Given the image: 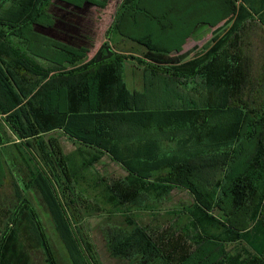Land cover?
I'll return each instance as SVG.
<instances>
[{"label":"trees","instance_id":"16d2710c","mask_svg":"<svg viewBox=\"0 0 264 264\" xmlns=\"http://www.w3.org/2000/svg\"><path fill=\"white\" fill-rule=\"evenodd\" d=\"M58 1L74 8L107 5ZM217 1L121 0L105 41L87 60L86 48L36 31L53 23L51 0H0V150L14 148L9 160L20 174L11 176L15 199L6 208L0 202V264H32L36 250L45 264H59L37 205L48 214L68 264H99L88 237L72 229L78 217L69 195L75 186L67 156L51 134L58 130L96 152L94 162L106 156L126 171L108 187L121 209L162 202L179 187L193 197L183 208L187 221L176 228L159 231L129 215L122 227L107 226L102 235L111 258L128 264H264V106L250 112L231 105L248 80V28L264 32V0ZM191 5L194 13L223 11L210 27L234 16L191 60L183 62L189 52L172 55L174 49L155 46L150 35H132L139 17L153 20ZM115 34L145 49L143 60L129 57L143 69L141 93L125 85V57L109 44ZM65 66L75 67L61 71ZM162 87L168 92L158 97ZM31 161L35 171L27 168ZM4 171L0 163V187ZM236 244L242 247L230 253Z\"/></svg>","mask_w":264,"mask_h":264},{"label":"rangeland","instance_id":"374dc122","mask_svg":"<svg viewBox=\"0 0 264 264\" xmlns=\"http://www.w3.org/2000/svg\"><path fill=\"white\" fill-rule=\"evenodd\" d=\"M118 2L119 0H108V6L106 5L107 7L105 8H98L91 4L74 8L64 2L51 0L47 12L51 16L53 23L50 27L37 28L36 31L71 46L80 47L87 45L90 48L87 58H91L94 55L93 53L96 52V49L102 44V41H104V31L109 27L108 25L112 20ZM224 3V0L217 1L218 6H223ZM233 4L237 6L236 2H233ZM197 14L198 17L203 16L199 11ZM214 15L216 21V19L223 17V11H220V14L216 11ZM233 18L234 16L228 21L221 20L219 25L217 24L218 26L216 25L214 30L208 31V33H199L197 45H194L192 49L187 51L189 53L185 59L192 58L196 54H199L204 47L211 46L230 27ZM213 21H209L207 24ZM248 30L250 32H247L244 39V46L246 48L245 55L250 61L248 80L241 93L236 96L231 105H241L250 112H259L261 111V107L264 106V32L254 27H250ZM132 34H135V32H132ZM113 42L111 40L109 44L113 45ZM130 44L133 46L131 57H134V55L141 56L144 49L141 46H136L137 43L135 42L131 43L130 41ZM21 55L24 56L23 53ZM124 57L125 60L130 59V55H124ZM75 66L79 65L77 64ZM75 66H65L61 71H67ZM137 78H140V73ZM162 89L164 87L159 92ZM188 90L189 87H187ZM166 92L168 90L165 89V92L162 90V93L159 94L157 92L156 95L159 94L158 97L166 96ZM172 96L175 97V95ZM221 117L225 120L224 123H228V119L224 115ZM4 128L8 136L14 140L9 130L6 127ZM51 134L57 138L62 152L67 156L74 179L75 187L72 189L69 197L74 201L72 207L78 219L71 224L73 225L72 229L75 231L79 230L88 237L99 264H128L126 261L116 260L108 255L102 235V232L107 226L118 225L122 227L128 215L142 226H149L159 231L166 230L171 226L176 228V225L184 224L187 221L186 215L182 214L184 212L183 208L188 207L193 202V197L186 188L179 187L173 189L170 195L162 202H153L140 208L121 209L110 196L108 187L112 182L124 178L127 175L126 171L109 159H99V161L94 162L92 155L97 154L94 151H87L83 147L80 151L74 150L70 141L68 142L67 138L59 130ZM13 151L14 148L12 147L0 150V163L2 165L4 163V168L8 170L6 172L4 171V174L6 173V179L4 180L3 186L0 187V202L4 208L7 207V200L15 199L11 182L12 179L20 175H18L19 172L16 174V169L9 160L11 158L10 152ZM36 164L37 162L31 161V163H28L27 168L35 171L37 169ZM14 175L16 176L14 177ZM24 192L25 196L29 198L33 197L30 190H25ZM36 208H39L37 216L39 219L42 218V228H45L47 231V237L50 239L51 245L56 251L59 264H68L66 262L67 257L63 245L53 233L51 222L47 216L48 214L43 210V207H38L37 205ZM0 214L2 215L1 211ZM240 246L242 247V244H236L234 247L230 246V253L233 254L239 251ZM32 257V264H45L44 256L40 250L34 251Z\"/></svg>","mask_w":264,"mask_h":264},{"label":"crops","instance_id":"0c3cea01","mask_svg":"<svg viewBox=\"0 0 264 264\" xmlns=\"http://www.w3.org/2000/svg\"><path fill=\"white\" fill-rule=\"evenodd\" d=\"M120 2L121 0H119L118 5L120 4ZM185 5L189 6V4H186V3ZM107 6H108V0H107ZM116 9H115V12H116ZM115 12L113 13V17H114ZM201 14L203 16L198 17L197 13L192 12V5H191L190 8L188 7L186 9L185 8L174 9L171 12H168V14H160L157 17V19H153V20L145 19L144 16H141L136 20V24L131 25L130 30L131 32H135V34H132L133 36H138V37L147 36L148 37L150 35L149 39L152 41V43L155 46L160 47V48L174 49L172 55H180L192 49L194 45H197L199 33H202V32L208 33V31L214 30V27L208 26L209 24H207V22L213 21V20H214L213 22H215V16L213 14L209 15L208 11L201 12ZM161 15H168V18L162 19L163 16ZM113 17H112V20H113ZM217 24L219 25V23ZM124 32L129 33L127 30ZM103 40L105 41V38ZM111 40L114 41L113 45L115 47L111 44L114 52H116L117 54L132 56L131 51L133 49L132 48L133 46L132 44H130L131 40L119 34H115L114 36H112ZM104 41H102V43ZM132 42L133 41H131V43ZM136 46L139 47L141 45L137 44ZM80 47L90 50V48L87 45H83ZM142 49H144V47H142ZM93 54H95V52ZM143 54L144 52L142 53V55ZM142 55L141 56L134 55V57L137 59L143 60ZM88 59L90 58H87V60ZM189 60H191V58H187L183 62H187ZM81 63L82 62H79L78 65ZM139 73H140V78H137ZM123 77H124L125 85L128 90H130L131 92L133 91H136L139 93L143 92V89H144L143 69L142 67L141 68L138 67L136 65V62L133 59H129V60L127 59L124 61ZM154 89L158 91V87H154ZM185 91L187 90L185 89ZM70 143L73 146L74 150H76L77 148L83 149L77 143H74V142L72 143L71 141ZM86 150L92 151L89 149H86ZM101 159L104 160L108 158L104 156Z\"/></svg>","mask_w":264,"mask_h":264}]
</instances>
